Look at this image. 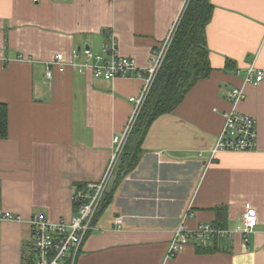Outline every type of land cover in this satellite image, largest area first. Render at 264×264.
<instances>
[{"label":"crops","instance_id":"0c3cea01","mask_svg":"<svg viewBox=\"0 0 264 264\" xmlns=\"http://www.w3.org/2000/svg\"><path fill=\"white\" fill-rule=\"evenodd\" d=\"M211 2L210 74L151 123L138 164L118 182L74 264H264V79L245 82L249 67L264 71V0ZM183 4L0 0V102L8 108V134L0 139V208L20 217L0 221V264H21L24 247L34 257L28 220L35 214L72 217L74 192L103 175L113 137L132 114L129 97L143 84L95 78L71 63L85 61V48L99 51L114 34L120 55L148 66ZM56 53L66 67L54 68L46 80V64ZM234 87L245 93L235 108L256 120V148L210 159ZM247 208L255 209L257 224L246 240L236 233L209 243L215 250L203 253L190 239L164 261L182 220L189 230L213 222L235 229Z\"/></svg>","mask_w":264,"mask_h":264},{"label":"built area","instance_id":"2783aa9c","mask_svg":"<svg viewBox=\"0 0 264 264\" xmlns=\"http://www.w3.org/2000/svg\"><path fill=\"white\" fill-rule=\"evenodd\" d=\"M187 2L188 0H184L183 9ZM178 21H176L164 41L151 54L149 65L146 67H139L134 59L120 55L114 34L110 35L109 41L104 43L99 51L85 48L83 50L85 61L71 63L79 72L89 71L95 78L109 81L116 78H138L143 81V84L138 95L129 97V101L133 104V111L124 130L113 137L114 149L103 175L99 180L88 182L74 192L72 199L75 213L72 217L70 219L53 220L48 219L43 213H38L28 220L34 255L33 264L75 263L81 244L94 228V219L100 203L108 189L137 113L164 60ZM0 62H5V58L0 57ZM65 67L63 54L56 53L53 59L46 64L45 79H53L54 68L58 72H63ZM263 79V70L254 71L253 68H248L245 82L256 85ZM244 98L245 93L242 88L234 87L231 89L228 99L232 104V108L223 113V124L217 134L215 144L210 149V159L223 151L241 152L252 151L256 148L257 128L255 118L235 108L236 104ZM3 220L20 221V217L0 208V221ZM116 223L120 224L121 218H116ZM256 224L257 216L254 208H247L242 213L241 225L235 229L222 227L215 223H202L189 230L185 228L182 220L173 230L164 261L175 257L181 252L190 239L206 246L211 242L224 238L231 239L234 234L240 233L243 239L246 240L247 235L253 231Z\"/></svg>","mask_w":264,"mask_h":264},{"label":"trees","instance_id":"16d2710c","mask_svg":"<svg viewBox=\"0 0 264 264\" xmlns=\"http://www.w3.org/2000/svg\"><path fill=\"white\" fill-rule=\"evenodd\" d=\"M212 11L211 0H188L164 60L137 113L116 165L113 180L100 203L94 223L111 202L118 182L138 164L142 142L151 123L158 116L171 112L199 79L210 74L212 67L208 57L206 26L211 19ZM7 134L8 108L5 103L0 102V139L6 138ZM215 248V245L199 246L197 251L206 253ZM29 252V248L27 250L23 248L21 264H33Z\"/></svg>","mask_w":264,"mask_h":264}]
</instances>
